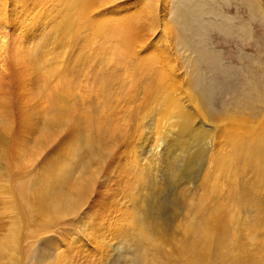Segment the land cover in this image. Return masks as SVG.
<instances>
[{
  "label": "bare ground",
  "instance_id": "1",
  "mask_svg": "<svg viewBox=\"0 0 264 264\" xmlns=\"http://www.w3.org/2000/svg\"><path fill=\"white\" fill-rule=\"evenodd\" d=\"M4 1H1L0 11L8 9ZM49 1V6L44 3L37 8L38 13L32 15L30 21V14L23 12L18 24L25 32L20 36L13 38L0 31V160L6 162V177H0V194L4 208L13 213L11 226L0 235V254L6 251V261L17 264L16 240L17 233L20 234L17 222L22 224L24 221H17L18 217L29 222L38 217V222L55 224L63 217L79 212L91 195L97 176L109 175L119 162V158L117 161L115 156L113 158L114 148L122 131L132 123L127 119L131 120L130 114L142 103V100L139 104L136 102L135 106L141 95L143 98L140 99L152 101V112L148 114L150 121L142 124L139 119L134 123H141L140 128L136 126L142 131L140 134L143 135L145 128L148 136H143L146 135L149 142L151 133L152 140L144 144L145 147L142 145L141 150L145 153L130 148L129 160L124 166L129 168L123 176L124 194L128 195L129 202H135L132 196L138 193L134 184L140 186V206L137 215L127 208L116 216L118 221L113 219L116 228L125 222L146 236L142 229L146 222L157 234L165 233L175 217L170 215L168 219L167 212L174 214L177 205L174 200L167 199L168 189L173 199L180 198L187 188L195 187L200 175L198 168L201 169L208 158L209 166L215 165L213 184L205 196L190 201L191 216L182 225L185 237L186 234L189 237L177 240V244L181 242L178 254L183 256L184 264H259L256 258L262 260L259 253L264 254V242L256 241L255 245L253 239L257 233L246 235L251 243L240 240L238 210L245 209L250 217L264 204V35L256 46L252 44L257 50L256 55L248 59L250 62L237 65V70H233L238 71L239 77H233L234 81L229 82L232 79L230 70L222 63V52L212 47V43L217 44L215 37L218 35L224 42L235 40L234 36L241 31L227 19H206L209 10L204 7L203 0H169L173 8L170 13L174 31L168 30L178 36V43L174 37L178 52L172 62L171 55L164 50L166 47L162 49L155 42L149 45L151 51H147L145 48L149 46L143 45L145 40L138 42L139 37L132 31L137 27L134 16L120 17L123 13L99 15L98 9L106 8L113 0ZM155 21L154 18L152 24ZM210 35L214 38L209 39ZM105 42L113 45L117 59H113L114 65L110 64L111 56L106 58L107 54L96 59L85 53L88 49L93 50V44L104 46ZM71 46L75 47L74 52L73 48L71 50L73 58V53H68ZM68 54L72 59L70 62ZM115 65L123 70L120 72L116 67L115 71ZM87 67L92 70L93 77H90L97 83V91L94 85L92 90L96 97L90 95L85 102L81 98L80 81L83 80L80 77ZM221 77H224V84H220ZM90 87L87 85V89ZM180 88L185 93H181ZM230 94L233 95L231 100L222 99L221 108L216 110L214 98ZM182 95L190 97L192 107L186 101L180 102ZM113 99L116 102L112 105ZM140 105L144 107V104ZM160 110H168L169 118L164 115L158 119ZM136 111L135 117L137 113L140 116V111ZM146 116L144 120L148 119ZM135 117L133 115L132 120H136ZM207 123L219 133V146L215 151L212 149L216 136L207 129ZM132 127L135 126L131 125V130ZM136 127L133 132H138ZM67 130H72V135L77 131V137L70 139L71 134L67 136L72 142L67 141L61 157L44 166L45 161H42L35 172H27L37 162L34 163L40 152L63 140ZM136 138L131 140L137 141ZM124 151L127 150L121 152ZM119 153L116 156L119 157ZM43 155L40 158L45 157ZM129 178L135 181L129 183ZM250 181L253 182L251 186ZM215 197L219 201H214ZM254 222L250 228L261 225L260 221L259 225ZM48 254L38 247L34 258L45 260ZM59 258L62 260L61 255L58 256L55 264L61 262Z\"/></svg>",
  "mask_w": 264,
  "mask_h": 264
},
{
  "label": "rangeland",
  "instance_id": "2",
  "mask_svg": "<svg viewBox=\"0 0 264 264\" xmlns=\"http://www.w3.org/2000/svg\"><path fill=\"white\" fill-rule=\"evenodd\" d=\"M1 1L2 0H0V4H2ZM4 2L6 3V6L8 9L5 11L2 9L0 11V13L2 11L4 13L6 12L4 15L0 14V31H4V32L8 33L13 38H16V36L18 37L25 32V30H23L22 27L19 28V24H18V20H20L22 18V16H24L23 12H27L28 14H30V16L28 18L30 21V17H32V15L38 13V9H37L38 7H40L44 3L45 4L47 3L46 5H48V6L50 5L48 3V2H50L49 0H5ZM111 2L112 3L109 4L108 6L106 5V8L102 7L101 8L102 10L100 8L98 9L100 11V14H99L100 16L102 14H104V16H106L107 14L108 15L113 14V16H114V14L118 15V13L125 14L124 16H122L123 14H121L120 17L134 16L133 18H136V20H137L136 21L137 27L135 29H132V31H134L137 34V37H139L138 42L139 41L142 42L145 40L143 42L144 43L143 45H145V46L146 45L149 46V45L156 42L155 44H158L159 46L161 45L160 47H162V49H164L166 47L164 50H166L169 53V56L171 55L170 60L172 62L173 56H175L178 52V49H177L178 47L175 45L174 37L177 40L176 43H178V36L175 35V32H171V31H174V29L172 27V22H171L173 20V18H172L171 13H170L171 11H173V8L170 5L169 0H120V2H117V0H113ZM198 2H200V1L198 0ZM203 3L205 5L204 7H206V10H209L208 13H206V15H205L206 19H208V20H220V18H221V20H225V21L227 19L228 23H231V24L233 23V25L236 27H239V29L241 31L240 33H238V36H234L235 40L230 39V40H226L225 42L222 41L223 39H221L220 35L217 34L218 36L215 37V38H217L216 39L217 44L214 45V43H212V45H213L212 47H215L216 50H218L219 52H222V54H223L221 56L222 57L221 58L222 63L224 65L227 64L226 66H228V70H230V74L232 76V79H230L229 82L234 81V78L236 79L237 77H239V73H238V71H236L237 67L241 66L242 63L245 64V63L250 62L248 59L251 56L256 55L257 50H255L254 46H256L258 39L262 35H264L263 34L264 33V0H203ZM97 13H99V12H97ZM166 14H167V16H166ZM154 18L156 19L157 24H155L156 21L152 24V20L154 21ZM229 20H231V22ZM243 28L245 29V31ZM168 29H170L171 31ZM241 29H243V30H241ZM213 38H211V35H210L209 39H213ZM109 43H111V42H109ZM109 43L105 42L104 46H97V47H95L97 45L95 43V45L94 44L92 45L93 47L91 46L92 47L91 49H93V50L88 49V52H85V53H89V55L92 54L91 57H94L96 59H98V58L100 59L102 57H105L104 55L107 54L106 58L107 57L110 58V56H111L112 59L110 61L111 62L110 64L114 65L113 63L114 62L116 63V61H114L116 59V56L112 50L113 45L109 44ZM171 43L173 44V46ZM252 44H255V45L253 46ZM210 45H211V43H210ZM98 47H100V48H98ZM101 47L102 48L104 47V48L101 49ZM70 48L71 49H69L68 53L71 55L74 52L75 47L73 48V46H71ZM72 48H73V52L71 53ZM98 49H100V52L97 51ZM145 49L147 51H151L150 46L145 48ZM69 54L67 55L68 56V62H70L69 59L73 58V56H74V53H73L71 55L72 57L70 58ZM238 57H240V58H238ZM96 59H95V61H96ZM182 61L184 62L183 58H182ZM122 66H124V65H122ZM229 66L231 68H229ZM114 67H115V71L117 68L120 72L123 70V67H120L118 65L117 66L115 65ZM119 68H121V69H119ZM233 69H236V70H233ZM86 70L82 72V73H85L84 75H82V74H81L82 76L80 75L81 76L80 80H83L80 82L86 83V81H87V83L86 84L84 83L83 85H82V83H80V85H81L80 87L82 89V90L80 89L81 92L82 91L85 92V93L82 92L81 98L82 99L84 98L83 101H85V102L92 95L93 96L96 95V92H94V90L96 89V85H97V83H95L94 78L93 79L91 78V77H93L92 76V70L89 69L88 67ZM126 70H128V69H126ZM183 70L181 69V71L184 73ZM89 71H91V73ZM86 74H87V76H86ZM129 74L131 76L133 75V73H131V72ZM83 76H85L84 79H83ZM4 78H6V74L4 75ZM87 78L89 81L85 80ZM220 81H221L220 84H224L223 83L224 77H221ZM87 85L92 86V87L87 89ZM94 85H95V87H94ZM93 87H94V90H92ZM83 88H86V89H83ZM180 90H182L181 93L182 92L185 93L184 89L180 88ZM95 91H97V89ZM84 95H85V97H83ZM86 95L88 97H86ZM223 96L224 97H215L214 98L215 100H214L213 106L216 110H219L221 108L222 99L226 98L227 102H229L233 95L230 94V95H226V96L223 95ZM94 97H96V96H94ZM139 97L143 98V97H141V95L138 96L137 97L138 101L137 100L135 101V106H137L136 102H138V104H139V102H141V100H142V103H140V104H144V107H143V105L139 104V106H141V108H139V106H137L138 109H136V110L140 111L139 112L140 116H141V118L142 117L143 118L142 119L139 118L140 116L137 113V115H138L137 116L138 119H137V117H135L136 116L135 113L138 111L134 110L135 113L130 114V117H132L131 120L129 121V119H130L129 117L127 119L128 123L132 122L129 126L130 129L128 127L129 124L128 125L126 124L127 121L125 123H123L124 126L127 125L126 127L130 131L128 133L127 132L128 130L125 127V129H124V131H122L121 135L123 136V134L125 132H127V133L123 136V138L121 136V139H119L120 142L119 141L117 142L118 145H122V146L124 145V142H126L125 146L122 147V146L117 145L114 148V151H116L117 155H118V152H120L119 154L121 156L119 155V157L116 156V153L113 154V158L115 156L116 161L119 158L118 159L119 162L115 161L117 164H115V167L111 170V172L108 173L109 175H105L104 177L102 176L103 178L97 176L98 179L96 178V181L92 187L93 189H92L91 195L87 198L85 203L81 206L79 212H77V213L75 212V214L68 215L67 217L65 216L55 224H53V223L49 224L47 222H41L40 220L38 222V219H40L38 217H35L34 218L35 220H32V221H34L33 223H32V221L29 222L26 218H24V219H20L22 217L17 218L18 219L17 221L24 220L28 224L27 225L26 223H24V221H21L24 223V224L22 223L23 225L20 224V222H17L18 223V229L20 228L18 230L20 232V234L17 233L18 238L16 237L17 238L16 241L18 242V244H16V245H17V248L19 249V250L17 249V255H19L21 257V258H19V256L16 255L17 256L16 259L18 260L17 264H55V261L58 260V256H60V255L62 257L63 262H62L61 258H59L61 260V262H59L58 264H184L183 263V260H184L183 256L178 254L179 253L178 252V244L180 245L181 242H179L177 244V240L183 239V236H184V239L189 237L187 234L185 237V233L182 231V225L186 221H188L190 216H191V205H190L191 202L190 201L191 200L195 201V199H197L198 196H205L207 193V190L213 184L212 175L214 173L213 169L215 168V165L213 164L212 167L209 166L208 158L205 159V161L203 162V166L201 168L202 170L200 168H198V171L200 170L201 172L200 171L198 172V174H200V175H198L199 177L197 176L198 178L196 179L195 187L187 188L186 192L183 193V195L180 196V198L175 197L173 199L170 198V197H172V195L170 196V189H168V191H167L168 194L166 193V197H168L167 199H169L171 201L174 200L177 203V205L175 207L176 210H175L174 214H172L170 211L167 212L166 216L168 219H170V215H174L175 217H174L172 225L170 226V228H168L166 230L165 233L157 234V232L154 230V228H151V227L148 228L147 223L145 222L144 225L146 228L145 227L142 228L144 233L146 234V236H144L142 234H139L140 229H137L136 227L132 228L131 226L124 224L125 222L121 223L122 225L120 224L121 226H123V224L125 226H123V227L120 226L117 229L116 225L114 224L115 222L113 221V219L118 221V219H116V216L121 215V213L127 208H131V210L133 212H135V214L137 215L138 210H139V206H140L139 201H140V195L142 193L140 186L134 184V188H136L138 193L132 196L135 198V202H133V203L129 202V200L127 198L128 195L124 194L125 181L123 179L124 172L125 171L128 172L129 166L127 168H124V166L127 165V163H128L127 159L129 157L128 155L130 154L131 149H134V151L140 149V150H138V153L140 151L142 153H145V151L144 150L142 151L141 149L144 148L145 145H147V143H149L152 140V135L150 133L149 136H151V138H150V141L148 142V138H147L148 134H146L145 128L143 129V135L146 134L147 136L141 135L142 131L139 130V128L142 126L141 123L146 124V122L150 121L149 115H151L150 112H152V109H150V108H152V105L150 107V104L152 103V101L150 103V102H148V101H150V100H148V98H147V100H145L146 98L140 99ZM118 98H115V99H118ZM179 98H178V100H179ZM181 98H180V102L186 101V103H188V105H190L192 107V101H191L190 97H188V95L186 97H185V95H182ZM115 99H113V102L111 101L112 105L115 104V102H116ZM144 101L145 102L147 101L146 105H148V108L146 107ZM153 102H155V101H153ZM111 103H110V105H111ZM132 105L134 108V103H132L131 106ZM145 110H147V112ZM160 112H163V113H160ZM160 112L157 113L158 119L164 115H167V117L169 118V115H168L169 111L168 110H160ZM146 114L147 115L149 114L148 117L146 116ZM133 115H134L136 120H132ZM145 116L149 120L148 119L144 120ZM139 119H140L139 122H141L140 125L136 124L138 122L137 120H139ZM134 122H136V123H134ZM131 125L135 126V127L139 126L138 129L136 127L138 132L137 131L133 132L135 127H132V130H131ZM205 125H207V127H208L207 129H211L212 132L216 136V141L214 139V142H213V143H215L213 149H212V144L210 145L211 146L210 148L212 149V151H215L217 149V147L219 146L218 130L216 128L213 129L214 126H212V124L207 123ZM141 130H142V128H141ZM71 131L72 130H69V132H68V130H67L66 131L67 135L65 134L66 133L65 132L63 135L64 136L63 140H61L59 142L57 141L54 143L55 145L50 146V147H52V149L49 147L50 149L49 148L46 150L44 149L45 151L42 150V153L40 152V154L36 157V160L34 161V163L36 161L37 162L35 164H33V166L27 172H30V173L35 172V170L40 165H42V163H43L42 161H45L43 163V166H44V164H46V162L52 163V162H55L56 159L60 158L61 153L63 154V152H64L63 149L65 150L64 146L66 147L65 144L67 143V141L69 143V141H71L70 139H76V137H77V131H75V133H76L75 135H72L74 132L72 131L73 132L72 133ZM139 131L141 132V134ZM132 132L134 133L133 135H131ZM70 134L73 136V138ZM137 134H139V135H137ZM126 135H128L127 137L130 139H128L126 137ZM134 135H136V136H134ZM159 135L161 136V134H159ZM67 136H69L71 138L69 139V137H67ZM74 136H75V138H74ZM131 136H133L134 138L137 137L138 138V139L136 138L137 141H135V139L131 140V138H133ZM65 137H67V139H65ZM139 138H143L144 141H141L142 139H139ZM139 140H140V143H138ZM128 141L131 143H129ZM132 141H135L134 143L137 142L138 146H136L137 144L134 145V143ZM126 144H128V145L126 146ZM130 144H131V146H130ZM77 145L80 146L79 143ZM142 145L144 147H142ZM118 147H121L120 148L121 150H119ZM125 147H127V149ZM128 147H129V149L130 148L131 149L129 150ZM123 148H125V149H123ZM136 148H138V149H136ZM122 149L127 150V151L126 152L124 151L122 153L121 152V151H123ZM42 154H44L43 156H45V157L40 158V156ZM46 155H48V156H46ZM39 158H40V160H38ZM48 158H50V161L48 160ZM73 158H75V157H73ZM51 159H53V161ZM3 160L4 159L0 160V171H1L0 177H1V179H2V177H6V172H5L6 162H5V160L4 161ZM39 161L41 162V164L39 163ZM47 164H50V163H47ZM45 166H47V165H45ZM130 172H133V171L131 170ZM100 178H102V179H100ZM1 179H0V181H1ZM132 181H135V179L130 180V178H129L128 182L132 183ZM250 183H251L250 184V186H251L253 182L250 181ZM188 184L190 185V183H188ZM1 196L2 195L0 194V235H3V233L5 234L7 232V229L11 226L13 213L11 214L10 211H8L7 209L4 208L5 203H4V200L2 199ZM174 196H176V195L174 194ZM234 198H236V197L234 196ZM213 200L219 201V199L217 197L213 198ZM232 200L234 201L233 198H232ZM238 211H239V213L241 212V210H238ZM239 213H238L239 217L241 219L243 218V221L240 219V222L238 225V229L240 230L238 232V234H239V236L242 235V236H240V240H242V242H244L246 244L251 243L250 239L247 238L246 235H253L254 236L257 233V235L254 236L253 242L256 243V241H257L258 243L260 242V244H262V242H264V204L260 205L258 212H256L257 214L255 213V215H252L250 217H248V212L245 209L242 210L241 214H239ZM245 214H246V216H245ZM258 217H260V219H258ZM251 219H254L255 222L252 221ZM109 220H110V222H109ZM40 222L42 224H40ZM252 222L257 223V224L259 222L261 225L250 228L249 225H252ZM38 223H39L40 227L42 226L41 228L39 227ZM29 224H31V225H29ZM44 224H45V226H44ZM245 224H246V226H245ZM19 225H20V227H19ZM26 226H29L30 228L26 227ZM23 227H25V228H23ZM246 227H248V228H246ZM27 228H29V229H27ZM88 228L90 230H88ZM94 229H97V230L94 231ZM249 229H250V231H248ZM251 229H252V231H251ZM253 229H255V230H253ZM101 230H102V232H101ZM242 230H243V232H242ZM21 232H23L22 235H21ZM247 232L248 233L250 232V234H247ZM89 234H91V235H89ZM19 236L20 237L22 236V237L20 238ZM95 239L97 240V242H94V241H96ZM20 240H22V242ZM100 240H101V242H100ZM19 241H20V243H19ZM19 244H20V246H19ZM67 244H68V246H67ZM255 245H257V243ZM262 245L264 246V244H262ZM95 246H97L98 248ZM38 247L45 249V251H47L49 253L48 254L49 256L45 260L40 261V260L34 258V253ZM20 252H22V253H20ZM61 252L64 253V257H63ZM255 253H256V251H255ZM7 256H8V253L6 251H3L0 254V264H10L8 261H6ZM259 256H261V258L263 256V258H264V254L260 255V253H259ZM263 258H262V260L260 259V261H259V258H256V259H258L259 264H264Z\"/></svg>",
  "mask_w": 264,
  "mask_h": 264
},
{
  "label": "snow or ice",
  "instance_id": "3",
  "mask_svg": "<svg viewBox=\"0 0 264 264\" xmlns=\"http://www.w3.org/2000/svg\"><path fill=\"white\" fill-rule=\"evenodd\" d=\"M117 2H120V0H117Z\"/></svg>",
  "mask_w": 264,
  "mask_h": 264
}]
</instances>
